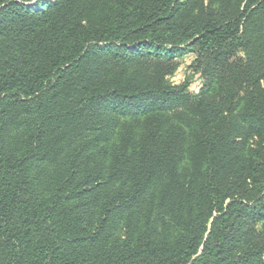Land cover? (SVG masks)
Wrapping results in <instances>:
<instances>
[{"label":"trees","instance_id":"16d2710c","mask_svg":"<svg viewBox=\"0 0 264 264\" xmlns=\"http://www.w3.org/2000/svg\"><path fill=\"white\" fill-rule=\"evenodd\" d=\"M0 264H264V0H0Z\"/></svg>","mask_w":264,"mask_h":264},{"label":"rangeland","instance_id":"374dc122","mask_svg":"<svg viewBox=\"0 0 264 264\" xmlns=\"http://www.w3.org/2000/svg\"><path fill=\"white\" fill-rule=\"evenodd\" d=\"M178 61L181 65L177 69L176 73L170 79V81L173 83H180L187 76V73H188L187 65L189 64L191 60H190V57H185V58L178 59ZM198 85L199 83L197 80V76H195L192 80L191 90L195 92L196 89L198 88Z\"/></svg>","mask_w":264,"mask_h":264}]
</instances>
